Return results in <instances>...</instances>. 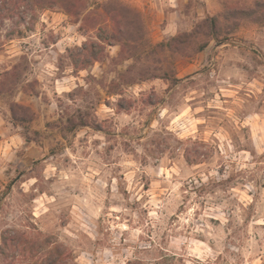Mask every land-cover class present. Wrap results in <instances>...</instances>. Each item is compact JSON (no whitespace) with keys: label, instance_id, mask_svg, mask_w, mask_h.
Returning a JSON list of instances; mask_svg holds the SVG:
<instances>
[{"label":"clouds","instance_id":"clouds-1","mask_svg":"<svg viewBox=\"0 0 264 264\" xmlns=\"http://www.w3.org/2000/svg\"><path fill=\"white\" fill-rule=\"evenodd\" d=\"M0 264H264V0H0Z\"/></svg>","mask_w":264,"mask_h":264}]
</instances>
